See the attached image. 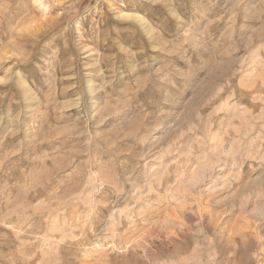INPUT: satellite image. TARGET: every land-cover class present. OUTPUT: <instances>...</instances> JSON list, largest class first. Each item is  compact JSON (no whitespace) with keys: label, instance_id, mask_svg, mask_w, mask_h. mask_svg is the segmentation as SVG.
I'll use <instances>...</instances> for the list:
<instances>
[{"label":"rangeland","instance_id":"obj_1","mask_svg":"<svg viewBox=\"0 0 264 264\" xmlns=\"http://www.w3.org/2000/svg\"><path fill=\"white\" fill-rule=\"evenodd\" d=\"M0 264H264V0H0Z\"/></svg>","mask_w":264,"mask_h":264}]
</instances>
